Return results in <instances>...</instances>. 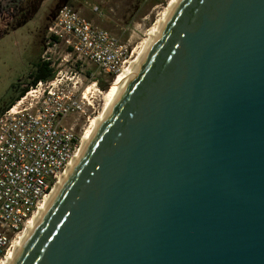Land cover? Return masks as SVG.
Masks as SVG:
<instances>
[{
  "label": "water",
  "instance_id": "1",
  "mask_svg": "<svg viewBox=\"0 0 264 264\" xmlns=\"http://www.w3.org/2000/svg\"><path fill=\"white\" fill-rule=\"evenodd\" d=\"M11 264H264V0H181Z\"/></svg>",
  "mask_w": 264,
  "mask_h": 264
},
{
  "label": "built area",
  "instance_id": "2",
  "mask_svg": "<svg viewBox=\"0 0 264 264\" xmlns=\"http://www.w3.org/2000/svg\"><path fill=\"white\" fill-rule=\"evenodd\" d=\"M51 42L63 46L76 63L113 78L129 56L117 36L67 7L48 28ZM61 73L54 71L52 81L29 88L0 115V264L80 145L76 123L88 99L76 83L69 87L57 80Z\"/></svg>",
  "mask_w": 264,
  "mask_h": 264
},
{
  "label": "rangeland",
  "instance_id": "3",
  "mask_svg": "<svg viewBox=\"0 0 264 264\" xmlns=\"http://www.w3.org/2000/svg\"><path fill=\"white\" fill-rule=\"evenodd\" d=\"M25 1L0 0V113L20 88L18 83L24 85L29 81L27 77L37 58H48L55 75L62 71L57 80L69 87L76 83L80 92L94 85L95 92L89 95L85 114L77 118V131L82 138L91 120L101 111L103 94L115 77L105 76L93 66L76 63L66 56L63 46L47 43L48 28L58 11L67 7L93 26L117 36L127 47L129 59L134 49L148 38L168 0H43L32 19L19 26L24 20L20 14ZM99 84L107 85L106 90L102 91ZM13 85L15 89H11Z\"/></svg>",
  "mask_w": 264,
  "mask_h": 264
},
{
  "label": "bare ground",
  "instance_id": "4",
  "mask_svg": "<svg viewBox=\"0 0 264 264\" xmlns=\"http://www.w3.org/2000/svg\"><path fill=\"white\" fill-rule=\"evenodd\" d=\"M180 1L181 0H168V5L165 8L164 12L161 14L160 18L157 20L154 26L149 30L148 38L145 39L137 49H134L129 59L125 61L123 67L121 68L119 73L115 76V80L112 82L111 87L106 93L103 94V105L101 111L96 117H94L91 120L84 136L80 139V145L75 156L71 160L65 172L56 181L51 191L46 195L42 204L38 208L37 212L28 221L19 239L11 245L5 256V259L2 261L1 264H11L13 262L15 256L22 247L23 243L30 235L31 231L34 229L36 223L47 209L48 205L50 204V202L58 192L59 188L62 186L66 178L69 176V174L75 167L82 152L87 147L88 143L93 138V135L98 130L101 123L109 113L110 109L112 108L116 100L119 98L121 93L123 92L127 83L136 72L143 58L145 57V55L153 45V42L160 34L162 28L165 26V24L167 23L170 16L173 14L174 10L176 9ZM94 92H95L94 85H91L85 90L84 95L88 99L89 95L91 94L94 95Z\"/></svg>",
  "mask_w": 264,
  "mask_h": 264
},
{
  "label": "trees",
  "instance_id": "5",
  "mask_svg": "<svg viewBox=\"0 0 264 264\" xmlns=\"http://www.w3.org/2000/svg\"><path fill=\"white\" fill-rule=\"evenodd\" d=\"M43 0H26L25 1V8L23 12L20 15L24 16V20L21 21V25L25 24L29 20L32 19V17L37 13L41 3ZM28 82H26L24 85L22 83H18V87H20L17 91L15 96L6 104V106L3 108L0 115L11 108L20 98L24 96L26 92H28L29 88L34 87L38 82H49L52 81L54 78V69L52 68V64L50 61L41 60L40 58H37L36 63L33 66V70L28 75ZM112 78V77H111ZM98 84L99 82L96 81ZM24 86L23 88H21ZM16 86H12L11 89H15ZM107 85L105 84H99V88L102 91L106 90Z\"/></svg>",
  "mask_w": 264,
  "mask_h": 264
}]
</instances>
